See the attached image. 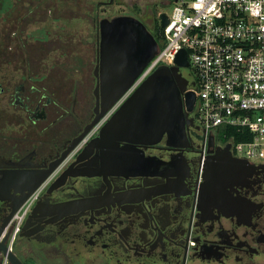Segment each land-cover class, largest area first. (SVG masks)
I'll return each instance as SVG.
<instances>
[{"label": "flooded vegetation", "instance_id": "obj_1", "mask_svg": "<svg viewBox=\"0 0 264 264\" xmlns=\"http://www.w3.org/2000/svg\"><path fill=\"white\" fill-rule=\"evenodd\" d=\"M90 2L0 0V264H264V162L203 142L195 99L170 136L100 138L138 84L72 145L107 104L100 21L135 17L162 44L156 10L152 26ZM169 74L195 94L189 62Z\"/></svg>", "mask_w": 264, "mask_h": 264}, {"label": "built area", "instance_id": "obj_2", "mask_svg": "<svg viewBox=\"0 0 264 264\" xmlns=\"http://www.w3.org/2000/svg\"><path fill=\"white\" fill-rule=\"evenodd\" d=\"M160 2L171 5L157 11L167 17L162 44L120 100L158 66L174 65L185 49L197 77L194 115L202 141L213 137L241 159L264 162V0ZM34 196L16 215L13 234Z\"/></svg>", "mask_w": 264, "mask_h": 264}, {"label": "water", "instance_id": "obj_3", "mask_svg": "<svg viewBox=\"0 0 264 264\" xmlns=\"http://www.w3.org/2000/svg\"><path fill=\"white\" fill-rule=\"evenodd\" d=\"M160 27L167 24L165 13L158 15ZM100 40L95 75L98 77L104 111L97 114L83 131L72 140L75 145L111 108L132 85L145 65L158 51V43L145 25L132 16H119L99 23ZM188 65L185 49L179 50L173 67L158 66L121 104L116 113L102 128L100 138L138 143L159 138L164 132L172 133L181 120V98L190 109L194 102L193 91L177 92L169 71ZM182 92V94H181ZM178 128V127H177ZM209 141H213L210 137ZM229 147L223 150L229 154Z\"/></svg>", "mask_w": 264, "mask_h": 264}, {"label": "rangeland", "instance_id": "obj_4", "mask_svg": "<svg viewBox=\"0 0 264 264\" xmlns=\"http://www.w3.org/2000/svg\"><path fill=\"white\" fill-rule=\"evenodd\" d=\"M81 1H87L88 0H81ZM93 2H90L89 5H88V8H94L95 6V2L97 0H91ZM88 8L84 7L82 9V12L83 11H87ZM171 8V5H166V6H163L160 2V0H124L123 4H121V6H113V9H114V12H117L116 10H121V12H125V13H129L133 16H144L146 22L150 25L153 26V20H152V12L153 11H165V12H169ZM151 11V12H148ZM102 15H100L101 17ZM158 26H159V32L161 30V27H160V23H158ZM89 36H87L86 34L83 35L82 37V41H86L88 39ZM84 76V75H83ZM89 77V75H87ZM87 76H84V77H87ZM199 123V121H198ZM221 141V140H220ZM239 155V154H237ZM240 156V155H239Z\"/></svg>", "mask_w": 264, "mask_h": 264}, {"label": "crops", "instance_id": "obj_5", "mask_svg": "<svg viewBox=\"0 0 264 264\" xmlns=\"http://www.w3.org/2000/svg\"><path fill=\"white\" fill-rule=\"evenodd\" d=\"M179 125H180V124H179ZM179 127H181V128L183 129V126H182V125H180ZM176 129H177V128H176ZM176 129H175V130H176ZM182 129H181V130H182ZM175 130H174V131H175ZM164 133H165V132H164ZM164 133H163V134H164ZM166 133H167V132H166ZM163 134H162V135H163ZM167 134H168V133H167ZM168 135L170 136L171 133L168 134ZM156 140H158V138H155V139H152V140H149V141L154 142V141H156ZM145 142H147V141H145Z\"/></svg>", "mask_w": 264, "mask_h": 264}, {"label": "trees", "instance_id": "obj_6", "mask_svg": "<svg viewBox=\"0 0 264 264\" xmlns=\"http://www.w3.org/2000/svg\"><path fill=\"white\" fill-rule=\"evenodd\" d=\"M159 34H160V33H159ZM156 37H157V36H156ZM235 139H236V140H239V137L237 138V136H235Z\"/></svg>", "mask_w": 264, "mask_h": 264}]
</instances>
